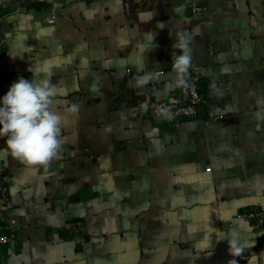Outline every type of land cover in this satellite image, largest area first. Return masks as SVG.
Segmentation results:
<instances>
[{
  "label": "crops",
  "instance_id": "0c3cea01",
  "mask_svg": "<svg viewBox=\"0 0 264 264\" xmlns=\"http://www.w3.org/2000/svg\"><path fill=\"white\" fill-rule=\"evenodd\" d=\"M180 32L191 41L184 78L200 76L205 110L168 123L141 103L179 93ZM46 59L61 147L29 168L0 138L5 231L15 228L0 245L7 264H248L259 254L260 226L241 215L264 213V0H0V96ZM76 221L84 227L67 226Z\"/></svg>",
  "mask_w": 264,
  "mask_h": 264
},
{
  "label": "clouds",
  "instance_id": "9594fccd",
  "mask_svg": "<svg viewBox=\"0 0 264 264\" xmlns=\"http://www.w3.org/2000/svg\"><path fill=\"white\" fill-rule=\"evenodd\" d=\"M172 68L177 85L184 82V75L191 64L190 38L182 32L174 33ZM54 65L43 60L31 70L29 78L20 77L7 92L0 96V138L5 139L7 152L29 168L42 167L58 158L61 147L60 133L62 117L53 110L59 87L52 83ZM77 110L72 105L70 111ZM237 245L230 244L234 257L242 253ZM231 264H237L232 260ZM248 264H264V252L252 254Z\"/></svg>",
  "mask_w": 264,
  "mask_h": 264
},
{
  "label": "built area",
  "instance_id": "2783aa9c",
  "mask_svg": "<svg viewBox=\"0 0 264 264\" xmlns=\"http://www.w3.org/2000/svg\"><path fill=\"white\" fill-rule=\"evenodd\" d=\"M56 14L53 13L48 21L54 22ZM162 73V72H159ZM200 76L192 73L184 78L183 84L180 85L179 93L171 97L166 102L161 101H145L141 105L143 114L161 117L168 123H179L186 119L194 118L198 115L199 106L203 102V95L200 92ZM211 167H208L210 169ZM10 201L9 188L6 185H0V245L10 243L14 238V230L12 233L5 231V224L8 221L7 205ZM241 217L255 219L263 236L260 238L258 250L259 253L264 251V213L259 210H251L243 213ZM73 229H81L84 227L82 221L71 222L67 224ZM249 256H242V259H248ZM0 264H7L0 256Z\"/></svg>",
  "mask_w": 264,
  "mask_h": 264
},
{
  "label": "water",
  "instance_id": "95a60500",
  "mask_svg": "<svg viewBox=\"0 0 264 264\" xmlns=\"http://www.w3.org/2000/svg\"><path fill=\"white\" fill-rule=\"evenodd\" d=\"M202 110H203V111L205 110V105H201V106L199 107V112L202 111ZM160 119H161V118H160ZM160 119H159V120H160Z\"/></svg>",
  "mask_w": 264,
  "mask_h": 264
},
{
  "label": "rangeland",
  "instance_id": "374dc122",
  "mask_svg": "<svg viewBox=\"0 0 264 264\" xmlns=\"http://www.w3.org/2000/svg\"><path fill=\"white\" fill-rule=\"evenodd\" d=\"M127 6H128V8H129L128 2H127ZM199 86H200V85H199ZM200 92H201V91H200ZM203 102H204V99H203ZM203 102H202V103H203ZM202 103H201V105H202ZM142 104H143V102L141 103V105H142ZM201 105H200V106H201ZM200 106H199V107H200ZM198 112H199V110H198ZM160 118H161V117H160ZM161 119H162V118H161ZM162 120H163V119H162ZM262 236H263V234H262ZM262 236H261V237H262Z\"/></svg>",
  "mask_w": 264,
  "mask_h": 264
},
{
  "label": "trees",
  "instance_id": "16d2710c",
  "mask_svg": "<svg viewBox=\"0 0 264 264\" xmlns=\"http://www.w3.org/2000/svg\"><path fill=\"white\" fill-rule=\"evenodd\" d=\"M8 215V214H7ZM13 230V227L11 228Z\"/></svg>",
  "mask_w": 264,
  "mask_h": 264
}]
</instances>
